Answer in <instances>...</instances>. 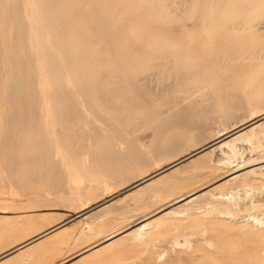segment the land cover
<instances>
[{
	"label": "rangeland",
	"instance_id": "rangeland-1",
	"mask_svg": "<svg viewBox=\"0 0 264 264\" xmlns=\"http://www.w3.org/2000/svg\"><path fill=\"white\" fill-rule=\"evenodd\" d=\"M66 1L70 31L65 35L81 30L76 34L81 43L78 52L90 67L88 79L93 81L94 92L87 87V95L123 109L126 97H117L111 90L128 73L143 77L135 84L134 95H144L137 91L141 87L146 90L149 102L139 98V109L148 112L152 123L140 122L131 137L145 156L137 166L120 165L118 172L93 170L94 162L85 153L97 144V131L103 136L112 133L100 122L99 108L92 100L96 108L83 110L86 121L80 123L87 135L81 129L84 138L75 139L83 146L80 160L86 168L69 171L66 190L48 189L46 181L40 185L31 181L24 190L0 165V255L54 228L0 264H241L239 259L242 264H264V169L255 177H246L250 183L245 185L241 180L224 182L241 161L249 159L252 169L264 156V127L263 132L236 140L235 156L226 147L200 153L220 130L255 111L264 112V0ZM32 2L26 11L35 24L28 31L31 40L38 27L33 17L40 15ZM4 3L11 6V0ZM86 27L93 29L90 36ZM38 32L43 39L49 38L50 33ZM53 49L61 60L59 50ZM43 75L42 91L49 93L52 82ZM63 79L69 93L81 95L74 77ZM139 109L134 114H140ZM160 118H173L177 124L162 133ZM52 126L47 128H60ZM115 144L120 153L125 150V145ZM158 144L169 150L158 154ZM61 149L67 155L66 148ZM179 160L183 161L180 168ZM144 177L151 181L139 185L137 181ZM191 192L204 194L191 207H176L177 215L162 220V209ZM226 194L230 196L222 198ZM147 217L153 226L145 232L146 245L134 230ZM253 217L261 221L260 227ZM119 230L125 235L106 248L104 238ZM97 245L105 249L82 256Z\"/></svg>",
	"mask_w": 264,
	"mask_h": 264
},
{
	"label": "bare ground",
	"instance_id": "bare-ground-1",
	"mask_svg": "<svg viewBox=\"0 0 264 264\" xmlns=\"http://www.w3.org/2000/svg\"><path fill=\"white\" fill-rule=\"evenodd\" d=\"M30 1L31 2H29V0L25 2L22 0H11V6L8 8V2H6V4L4 3V0H0V165L2 168L7 172H10V174L13 175L14 181L24 190H26L25 188L31 181L37 185H40L46 181L45 184L47 183V186H49L48 189L50 188L53 191L66 190V188L69 187L67 184L69 180L67 174H69V171L72 168L83 170L86 168L83 161L80 160L83 146L78 142L76 143L75 139L84 138L83 133L85 130L84 128L80 127V123L81 121H86V119L82 112L83 110H91L93 107L99 108L96 113L100 118V122L108 126L106 129L108 128L110 133H112L111 136H103L102 133L97 131L94 136V140H96L97 144H95L89 152L85 153L86 155L91 156V159L94 162V166L92 165L93 170L118 172L120 165L125 163H134L136 166L137 164H141L143 162L145 152L138 147L131 135L135 128L141 123H152L147 118L148 112L146 110L139 109V105H142V103H140L141 101L139 102V98H141V100L145 103L149 102V96L145 94L146 90L141 87L137 91L144 95H134L136 92L135 84L141 82L143 77L135 78L134 72L128 73L127 77L119 81L120 86L114 90H111V92L116 94L115 96L117 97L121 95L126 97L122 102L123 109L116 108L113 105H109L108 103L105 104V102L99 100L96 95H87V87L90 88L89 92L92 94L94 90L91 88L93 81L88 79V76L90 75V67L84 60L83 55L79 54L80 52H78L80 51L81 43L78 40L76 34L81 30L78 29L77 32L73 31V33H75L72 36L65 35V32L70 31L66 26L68 17L67 13H69L70 9L68 7V2L66 0H37L35 3L34 0V4L36 5V9L34 10H38L40 13L39 16H37V13L36 17H33L37 18L36 25L38 24V27L36 30H39L40 32L43 30L44 33L47 32L50 34L49 38L43 39V35L39 32L37 33L36 31L32 33V35H34V33L35 35L31 40V37L28 36V31L35 27V24L33 25L31 19L29 20L30 17L28 18L26 16L29 14V12H27L28 14L26 13V11H29L27 8L28 3H30V6H32L33 3L32 0ZM166 5H168V3ZM31 16L33 15L31 14ZM33 18L32 20L34 22ZM76 29L77 28H75V30ZM85 30L88 32V36L93 33V29L89 30L86 27ZM31 32L32 30L30 33ZM30 33L29 35H31ZM50 48H54L57 51L59 50L62 55L61 60H58L57 54H54L56 52L53 53L50 51ZM84 67L88 69L85 71L83 70ZM44 73L50 78L52 82V89L51 91L49 90V93H44L42 91V88H44V81H42ZM66 75H70L76 79L75 84L77 88V94L81 95H75L72 94V92L69 93L67 91L66 81L63 79ZM146 80L148 82V79ZM75 84L73 85L75 86ZM165 86L163 87L165 88ZM187 91H194V89H188ZM82 93H86V95L83 96ZM185 94L186 93L184 92V95ZM79 96H82V98H79ZM83 99L88 102L86 106L83 104L85 103ZM89 99L91 100L89 101ZM92 100V103H94L96 107L91 103ZM182 104L183 103H181V105ZM137 109L140 111V114L138 115L134 114L135 110ZM164 111L165 109L163 111H159V114L161 115ZM90 124L92 125V123ZM159 124L161 125L162 133H164L167 128H173L177 123L173 118H160ZM49 125H57L60 126V128L57 127L56 129L50 130L49 127L47 128ZM263 127L264 112L255 111L249 117L234 123L231 126L225 127L217 134L215 133L216 135L214 138L211 140V142H209L207 147L205 146L203 149L201 148L200 153L207 149L213 151L215 149L226 147V149L228 148V151L231 153V155L235 156L236 154L234 145L236 142H238L236 140H243L246 135H248V137L249 135L254 136L256 131H262ZM85 132L87 135V130ZM55 135L56 137H53V139L52 136ZM50 136L51 141L49 139ZM168 138L175 139L174 137L170 136ZM59 140L62 141L61 145L58 142ZM101 141H105L103 146L100 145ZM115 143L117 145H125V150L120 153V151H118L113 145ZM61 147L66 148L68 157L65 155V152L61 151ZM172 147L175 148L174 146ZM167 148H169V146L165 144H158L156 145V152L161 155L163 154L162 151ZM229 157L231 158V156ZM229 157L227 159H229ZM69 158L72 159V162L69 160ZM258 159L259 162L253 164L252 169L249 168L251 167V165L248 164L249 159L247 162L241 161L240 165L238 164L236 167L234 166L236 169H234V171H232L230 174L228 173L226 176L227 178L225 181H223L227 182L232 180H241L243 183L242 185H245L249 181L246 180V177H255L258 170L264 169V156H261ZM182 163L183 161L179 160L177 161L176 165L179 166L182 165ZM171 171L172 169L170 172ZM7 172L5 174H7ZM173 172H175L174 169ZM144 179L145 177L140 178L137 181L139 182V185L145 184L147 181H151L150 179L144 181ZM139 185L137 184L135 187L137 188ZM203 194L204 193L202 192H191L189 194L181 195L175 198L169 206L160 211L162 213L161 218L163 217L165 219L166 217H169L170 219L172 216L177 215L176 207H189L190 204L194 203L195 201L197 202V200L200 199ZM229 196L226 194L223 195L222 198H228ZM232 198L233 197L231 196L230 199ZM210 207H206V209H212V206ZM213 208V211L216 210L215 207ZM213 211H211V213ZM250 217L251 216H249V218ZM253 218V223L259 226L261 221L255 217ZM167 219L168 218H166V220ZM150 226L153 225L150 221H148L147 217L146 219L142 220L135 230L133 229L135 231V236L138 239L140 238V240H145V232L152 228ZM124 233L125 231L119 230L115 233L109 234L106 238H104L103 243H106V248L108 245H113V243L121 235H125ZM132 236H134V234ZM147 239L144 241V243L147 241ZM105 246L97 245L92 248L88 247L89 249L85 250L82 256H86L88 253L97 252L100 249H105L103 248ZM262 253L264 255L263 251ZM260 257L262 258V255ZM260 257L259 259H261ZM238 261H236V263H243V261L240 259Z\"/></svg>",
	"mask_w": 264,
	"mask_h": 264
},
{
	"label": "water",
	"instance_id": "water-1",
	"mask_svg": "<svg viewBox=\"0 0 264 264\" xmlns=\"http://www.w3.org/2000/svg\"><path fill=\"white\" fill-rule=\"evenodd\" d=\"M128 189H129V188H128ZM128 189H126V190H128ZM126 190H124L123 192L119 193L118 195L124 193ZM99 205H100V204H97V205L93 206L92 208H90L89 210L91 211L92 209L96 208V207L99 206ZM89 210H87V211H89ZM53 229H54V228H53ZM53 229L48 230L47 232H45V233H43V234H41V235H38V236L34 237L33 239H30V240H28L27 242H25V243H23V244H21V245L15 247V248H13L12 250H10V251H8V252H6V253L0 255V260H2L3 258H5L6 256H9L10 254H13V253L17 252V251L20 250L21 248H23V247H25V246H27V245L33 243L34 241L38 240L39 238H41L42 236H44V235L47 234L48 232L52 231Z\"/></svg>",
	"mask_w": 264,
	"mask_h": 264
}]
</instances>
